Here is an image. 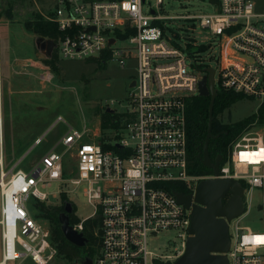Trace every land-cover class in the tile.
<instances>
[{
	"label": "built area",
	"instance_id": "1",
	"mask_svg": "<svg viewBox=\"0 0 264 264\" xmlns=\"http://www.w3.org/2000/svg\"><path fill=\"white\" fill-rule=\"evenodd\" d=\"M211 1L212 14L178 17L190 21L181 27L185 38L163 23L166 18L159 11L164 0H157L149 15L143 12L146 0H54L52 14L45 17L61 32L53 40L57 59L56 50L68 60L136 64L135 86L123 113L128 122L118 137L86 142L85 131L70 128L60 142L76 148L77 179L71 184L75 190L87 184L85 196L94 209L72 226L83 232L87 220H99L94 264H175L184 254L191 210L167 187L184 184L194 192L202 180L216 178L213 173L196 177L188 171L187 102L200 96L208 69L215 71L218 91L258 100L259 106L264 103V12L253 0ZM203 32L201 40L194 35ZM41 141L37 139L35 146ZM104 145L110 149L104 150ZM18 165L5 170L1 142L0 264L24 260L49 264L58 254L51 229L40 223L27 203L45 201L49 193L44 190L63 182V155L52 150L29 172ZM219 172L220 179L245 183L248 212L255 189L260 191L264 223V131L236 143ZM239 220L229 224V264H264V232L241 227ZM173 230L181 240L174 255L159 256L150 250L151 240Z\"/></svg>",
	"mask_w": 264,
	"mask_h": 264
},
{
	"label": "rangeland",
	"instance_id": "2",
	"mask_svg": "<svg viewBox=\"0 0 264 264\" xmlns=\"http://www.w3.org/2000/svg\"><path fill=\"white\" fill-rule=\"evenodd\" d=\"M253 1L258 11L264 12V0ZM156 4L157 0H146L143 5L144 14L149 15ZM54 6V0H0V114L3 121L5 170L9 171L19 163L17 169L29 172L57 146L56 151L63 155V182L53 183L44 190L49 193L45 201L38 200L33 203L32 199L27 203L40 223L49 227L51 231H54V227L40 211V203L47 207H62L63 211L60 214L65 213L66 206L71 204L76 212L73 217L79 220L88 218L94 212L85 196L87 184L83 183L76 190L71 184L72 180L77 179L76 148L68 149L60 145L61 138L68 135L70 128L85 131L86 142H102L117 138L127 121L123 113L128 111L130 84L137 77L134 62H128L126 66L121 67L110 59L105 64L89 60H68L58 50H56L58 62L48 65L47 60L50 58H47L36 45L39 36L29 32L26 24L37 20L45 21V17L52 14ZM214 12L215 6L211 0H164L159 14L166 18L163 21L166 26L178 31L185 38L187 32L181 27L190 21L178 17L200 16ZM194 35L199 39L206 33ZM259 104L258 100H240L225 110L219 116V120L223 124L241 122L257 114ZM108 108L114 110L112 113L116 115L114 120L107 121L108 119L104 118ZM58 118L62 120L57 121ZM116 120L119 121V127L111 128ZM105 122L108 128L102 127ZM263 131L264 124L256 121L231 143L228 154L242 138H255L257 133L261 134ZM37 137L42 138V143L33 146ZM226 159L223 156L222 161ZM194 176L210 177L211 174ZM10 177L11 175L8 178ZM244 199L247 211L239 218V226L249 227L254 233L264 232L260 191L255 189L249 212L246 206L249 202L248 200L246 202L245 197ZM234 231L235 223L232 225V233ZM178 234L177 230L161 234L157 240L150 241V250L159 256L174 255L175 247L181 244ZM92 249L98 252V244L92 243L87 248V253L89 254ZM85 259L78 257L72 261L58 253L49 264H82ZM8 264L34 263L31 260H24Z\"/></svg>",
	"mask_w": 264,
	"mask_h": 264
},
{
	"label": "water",
	"instance_id": "3",
	"mask_svg": "<svg viewBox=\"0 0 264 264\" xmlns=\"http://www.w3.org/2000/svg\"><path fill=\"white\" fill-rule=\"evenodd\" d=\"M113 42L114 40H111V43ZM36 45L47 58L53 56L56 47L53 40L38 37ZM207 72L208 76L200 82V96L211 97L208 133L203 149L199 150L198 158L205 167L212 170L216 178L201 181L196 190L189 195L174 192L179 204L191 210L190 237L187 240L184 254L175 264H229L227 257L231 246L229 224L246 213L244 187L237 180L218 178L223 156H218L215 162L210 158L209 144L212 139L216 138L212 134V128L218 90L214 83V69H208ZM134 86L135 82H132L130 88ZM107 113L112 114L114 110L108 108ZM71 209L72 205L68 204L65 211L69 213ZM67 213L59 216L62 232L67 241L83 248L88 244V239L83 232H78L73 228ZM82 264H94V260L86 258Z\"/></svg>",
	"mask_w": 264,
	"mask_h": 264
},
{
	"label": "trees",
	"instance_id": "4",
	"mask_svg": "<svg viewBox=\"0 0 264 264\" xmlns=\"http://www.w3.org/2000/svg\"><path fill=\"white\" fill-rule=\"evenodd\" d=\"M217 2L218 0H213ZM26 28L29 32L34 35L43 37L45 39L57 40L61 36V32L58 30L57 26L47 20H37L35 22L27 23ZM200 50H203L201 48ZM89 61L100 62L98 59H92ZM57 57L53 54L52 58L47 60L48 65H53L57 63ZM105 64V63H103ZM246 99L241 94H236L234 92L225 91L219 89L218 95L214 106V123L212 128V134L215 139H212L209 144V154L213 162L219 155H223L226 159L228 156V149L231 143L236 140L242 133H244L248 128L253 125L256 121L258 123L264 124V103L259 107L257 114H254L241 122L235 124H223L219 120V116L227 109L231 108L234 104L240 100ZM211 97L195 96L188 100L187 102V136H188V156H189V174L199 175V174H212V170L205 167L200 159L198 158L199 150L203 149L204 142L208 133V122H209V107H210ZM116 115L106 113L104 115L107 121L114 120ZM126 121L123 127L127 124ZM119 121L112 123L111 128L119 127ZM102 127L108 128L106 122ZM110 149L109 146L104 145V150ZM120 152L121 150L113 148ZM225 162V161H224ZM243 187L245 183L241 181ZM172 192L183 191L185 193H191L189 189L184 184H173L167 187ZM40 211L44 217L52 223L54 231H51L52 243L57 248L58 253L66 259L74 261L78 257L80 259H85L87 253V248L77 247L71 244L65 238L61 223L59 221V215L63 211L62 207H47L43 203L39 204ZM80 222L79 219L73 217L70 218L71 225ZM99 220H87L84 223L83 233L85 237L89 240V246L98 244L99 239L95 236V230L98 228ZM88 254V253H87ZM98 252L92 249L87 258L95 259Z\"/></svg>",
	"mask_w": 264,
	"mask_h": 264
},
{
	"label": "flooded vegetation",
	"instance_id": "5",
	"mask_svg": "<svg viewBox=\"0 0 264 264\" xmlns=\"http://www.w3.org/2000/svg\"><path fill=\"white\" fill-rule=\"evenodd\" d=\"M1 116H2V114H0ZM179 193H182V194H184V195H189L190 193H185V192H183V191H179ZM192 193V192H191ZM244 203H245V199H244ZM65 213H67L66 211H65ZM68 215H69V217L71 218V216L73 215V214H76V212H75V209L72 207V209H71V211L69 212V213H67ZM86 248H89V240H88V244L85 246Z\"/></svg>",
	"mask_w": 264,
	"mask_h": 264
},
{
	"label": "bare ground",
	"instance_id": "6",
	"mask_svg": "<svg viewBox=\"0 0 264 264\" xmlns=\"http://www.w3.org/2000/svg\"><path fill=\"white\" fill-rule=\"evenodd\" d=\"M2 124H3V121H2V116H0V145H1V142L3 143L4 145V139H1V132H2ZM4 137V136H3Z\"/></svg>",
	"mask_w": 264,
	"mask_h": 264
},
{
	"label": "crops",
	"instance_id": "7",
	"mask_svg": "<svg viewBox=\"0 0 264 264\" xmlns=\"http://www.w3.org/2000/svg\"><path fill=\"white\" fill-rule=\"evenodd\" d=\"M52 128H53V127H52ZM69 128H70V126H69ZM68 131H69V130H68ZM37 139H42V138L37 137ZM37 139H36V140H37ZM61 139H62V138H61ZM36 140H35V141H36ZM35 141H34V145H33V146H35ZM41 143H42V141H41ZM41 143H40V144H41ZM56 147H57V146H56ZM56 147H55V150H56ZM246 211H247V210H246Z\"/></svg>",
	"mask_w": 264,
	"mask_h": 264
}]
</instances>
